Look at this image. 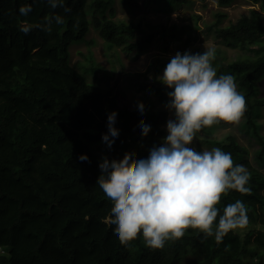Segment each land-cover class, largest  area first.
Segmentation results:
<instances>
[{
  "label": "trees",
  "instance_id": "obj_1",
  "mask_svg": "<svg viewBox=\"0 0 264 264\" xmlns=\"http://www.w3.org/2000/svg\"><path fill=\"white\" fill-rule=\"evenodd\" d=\"M216 1L227 8L235 0ZM250 1L264 12V0ZM138 2L120 0L131 11L139 8ZM191 3L145 0L147 6L168 10ZM114 5L115 0H55V6L49 0H0V264H264V173L244 161L247 150L235 134L212 143L231 153L234 163L244 161L250 192L230 190L221 196L218 208L222 211L241 200L245 226L230 230L220 242L188 229L159 249L147 247L140 236L122 244L108 228L111 207L96 185L100 162L107 159L111 166L126 158H146L165 137L162 126L168 117L139 106L141 121L136 108L122 106L110 86L91 83L88 74L96 72L92 54L87 57L90 67L79 70L71 65L70 48L89 43L91 28L109 50L135 51V58L146 52L150 43L140 38L142 25L114 20ZM22 6L31 10L21 14ZM216 15L214 35L227 47L239 48L241 55L226 64L212 63L218 75L233 76L244 96L240 126L259 144L256 158L263 165L259 118L264 99L257 98L252 106L247 101L260 95L264 82V15L252 10L226 27L221 25L226 13ZM157 28L163 39L184 41L186 47L198 30L197 25ZM215 55L225 54L217 50ZM145 89L166 106L170 89L156 84ZM113 111L119 141L109 154L102 134ZM141 123L151 126L146 137L138 134ZM82 154L86 161L79 159Z\"/></svg>",
  "mask_w": 264,
  "mask_h": 264
},
{
  "label": "clouds",
  "instance_id": "obj_2",
  "mask_svg": "<svg viewBox=\"0 0 264 264\" xmlns=\"http://www.w3.org/2000/svg\"><path fill=\"white\" fill-rule=\"evenodd\" d=\"M55 6V0H49ZM30 6H22L27 14ZM27 31V29H22ZM214 49L202 53L172 56L158 77L168 91L167 135L153 145L146 158H126L121 165L99 164L96 180L100 196L111 207L107 226L114 238L126 244L138 236L149 248H163L188 229L198 230L220 242L232 229L247 224L246 206L237 199L218 208L221 196L230 190L250 192V173L243 164L234 163L231 153L214 147H192L197 134L219 122H237L246 102L237 91L231 74L217 73L213 66ZM143 121V109H135ZM116 113L107 115V132L102 142L111 154L119 141L115 131ZM151 126L141 123L138 134L146 137ZM79 159L86 161V154Z\"/></svg>",
  "mask_w": 264,
  "mask_h": 264
},
{
  "label": "rangeland",
  "instance_id": "obj_3",
  "mask_svg": "<svg viewBox=\"0 0 264 264\" xmlns=\"http://www.w3.org/2000/svg\"><path fill=\"white\" fill-rule=\"evenodd\" d=\"M138 4L139 8L131 11L123 7L120 0H115L116 14L114 20L142 25L144 33H139L140 38L150 43L144 54L135 58V51L128 53L121 48L109 50L98 32L91 28L86 37V41L89 43L85 44V41H81L70 48L71 65L79 70L85 66L90 67L91 64H89L87 57L92 54L93 70L95 68L96 72L91 71L88 74L91 83L99 84L104 88L107 85L110 86L115 95L119 96L122 106H129L131 109L142 106L146 111L166 112L168 114L167 120L173 118L172 114L166 106L159 103L156 96L145 89V86L148 84L163 85L158 77L163 74V69L169 59L177 52L181 54L185 51L202 53L211 48L215 51L224 52V56L215 55L213 60H216L217 64L223 62L226 64L240 56L241 51L239 48L227 47L222 40L216 38L214 35L215 23L217 22L216 14L222 11L227 15L221 24L222 27L236 23L242 16H249L252 10L264 15L259 5L250 0H235L227 8H220L216 0H192L191 4L178 6L171 10L153 4L147 6L145 0H139ZM174 24L177 26L197 25L198 30L193 35L196 38L187 47L184 41L168 40L161 37L162 31L157 27L159 25L170 27ZM182 38L184 40L185 37ZM247 55L252 56L253 54L249 52ZM260 90V95L252 101H247V106L254 105L257 98L264 99V82L260 84ZM241 121L242 119L225 126L220 124L207 126L197 134L191 146L197 150H211L215 147L212 142L222 141L228 135L235 134L239 143L247 150L244 161L259 168L264 173V164L261 165L256 158V152L260 146L256 139L243 132L240 126ZM259 122L262 125L261 134L264 136V106L261 107ZM162 128L166 136V124ZM161 140L162 138L156 141L157 145L161 143ZM244 161L241 164L244 165Z\"/></svg>",
  "mask_w": 264,
  "mask_h": 264
}]
</instances>
